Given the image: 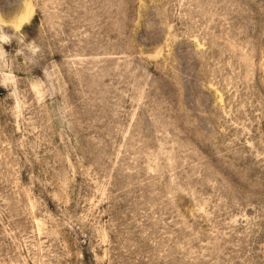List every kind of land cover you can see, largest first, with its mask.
Here are the masks:
<instances>
[{
	"label": "rangeland",
	"instance_id": "1",
	"mask_svg": "<svg viewBox=\"0 0 264 264\" xmlns=\"http://www.w3.org/2000/svg\"><path fill=\"white\" fill-rule=\"evenodd\" d=\"M0 264H264V0H0Z\"/></svg>",
	"mask_w": 264,
	"mask_h": 264
},
{
	"label": "clouds",
	"instance_id": "2",
	"mask_svg": "<svg viewBox=\"0 0 264 264\" xmlns=\"http://www.w3.org/2000/svg\"><path fill=\"white\" fill-rule=\"evenodd\" d=\"M0 40H2L3 43H11L10 39L6 35L0 38Z\"/></svg>",
	"mask_w": 264,
	"mask_h": 264
}]
</instances>
